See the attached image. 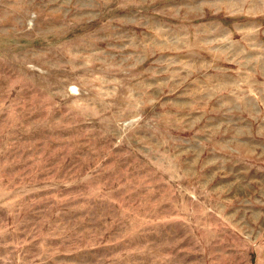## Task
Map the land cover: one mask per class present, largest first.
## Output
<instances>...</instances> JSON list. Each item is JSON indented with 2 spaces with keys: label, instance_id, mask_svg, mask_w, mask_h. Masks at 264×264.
<instances>
[{
  "label": "rangeland",
  "instance_id": "rangeland-1",
  "mask_svg": "<svg viewBox=\"0 0 264 264\" xmlns=\"http://www.w3.org/2000/svg\"><path fill=\"white\" fill-rule=\"evenodd\" d=\"M0 264H264V0H0Z\"/></svg>",
  "mask_w": 264,
  "mask_h": 264
}]
</instances>
